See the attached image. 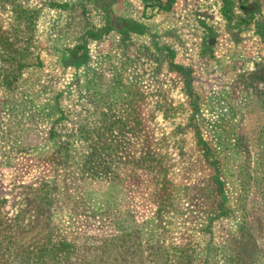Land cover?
<instances>
[{
  "label": "rangeland",
  "instance_id": "rangeland-1",
  "mask_svg": "<svg viewBox=\"0 0 264 264\" xmlns=\"http://www.w3.org/2000/svg\"><path fill=\"white\" fill-rule=\"evenodd\" d=\"M0 264H264V0H0Z\"/></svg>",
  "mask_w": 264,
  "mask_h": 264
},
{
  "label": "trees",
  "instance_id": "trees-1",
  "mask_svg": "<svg viewBox=\"0 0 264 264\" xmlns=\"http://www.w3.org/2000/svg\"><path fill=\"white\" fill-rule=\"evenodd\" d=\"M224 17H225V16H224ZM225 18H226V20H227V16H226ZM228 18H229V17H228ZM136 33H139V32H136ZM94 176H98V175L94 174ZM96 178H99V177H96ZM43 187H44V186H43ZM40 189H42V188H40ZM182 253H183V254H187L186 251H182Z\"/></svg>",
  "mask_w": 264,
  "mask_h": 264
},
{
  "label": "crops",
  "instance_id": "crops-1",
  "mask_svg": "<svg viewBox=\"0 0 264 264\" xmlns=\"http://www.w3.org/2000/svg\"><path fill=\"white\" fill-rule=\"evenodd\" d=\"M185 43V42H184Z\"/></svg>",
  "mask_w": 264,
  "mask_h": 264
}]
</instances>
